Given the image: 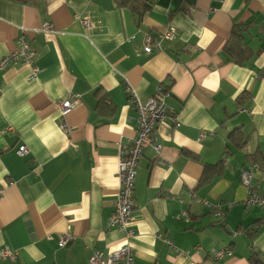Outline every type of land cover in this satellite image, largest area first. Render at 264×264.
<instances>
[{
    "label": "crops",
    "instance_id": "crops-1",
    "mask_svg": "<svg viewBox=\"0 0 264 264\" xmlns=\"http://www.w3.org/2000/svg\"><path fill=\"white\" fill-rule=\"evenodd\" d=\"M76 16L95 27L85 30ZM46 23L53 33L41 30ZM170 27L175 38L146 54L145 34ZM235 27L250 53L242 65L225 50ZM20 37L40 73L30 79L19 62L0 72V250L16 251L13 264H87L94 250L121 246L125 233L107 223L119 144L137 128L126 84L143 104L162 86L178 123H161L159 154L147 147L138 162L134 264H264V209L245 206L241 180L247 156L264 154V0H151L141 19L115 0H0V58ZM69 94L79 104L61 118L57 103ZM102 95L115 110L97 109ZM236 128L248 143L224 158ZM20 146L27 156L16 154ZM223 159L220 173L201 184L205 169ZM252 185L264 196V167ZM67 233L74 240L60 248ZM225 248L232 256L213 261Z\"/></svg>",
    "mask_w": 264,
    "mask_h": 264
},
{
    "label": "built area",
    "instance_id": "built-area-1",
    "mask_svg": "<svg viewBox=\"0 0 264 264\" xmlns=\"http://www.w3.org/2000/svg\"><path fill=\"white\" fill-rule=\"evenodd\" d=\"M76 19L81 23L85 30H92L95 27V24L87 16H76ZM41 30L45 33H53V28L49 23L44 24ZM175 36L176 30L172 27L168 28L165 33L159 34L155 38L149 34H145L143 39V51L146 54H150L153 51H160V43L165 40L171 41ZM18 62L30 68V79L36 78L40 73V69L35 65V54L33 49L24 37L18 39V49L16 51L0 58V72ZM125 93L133 110L137 114V128L133 138L119 144L116 174L118 180L117 194L113 205V211L108 218L107 223L108 228H117L118 230L123 231L125 233V238L119 248L109 253L94 250L88 258L87 264H134V250L130 242L136 236L133 215L135 207L133 191L138 162L142 157L143 150L147 147L152 148L157 154H159L160 146L156 144L155 130L161 123L169 118L175 126L178 125L175 117L173 115L171 116V111L166 104V98L169 94L162 88V86H159L155 95L144 104L141 103L134 90L128 84L125 86ZM78 104L79 95L69 94L65 100L57 103L59 116L64 118L65 115L77 107ZM239 111L242 112L246 110L239 109ZM60 128L64 132L69 131V128L64 121ZM205 136L206 134L202 132L199 138L204 139ZM16 154L19 157H25L29 154V150L26 146H20L16 150ZM256 169L257 166L250 164L249 167L241 173L242 184L247 191L244 204L247 207L264 209V196L259 195L252 185L253 173ZM1 195L2 191H0V197ZM201 204L203 207L215 211L217 216H224V209L221 206L212 205L207 201H201ZM183 216L188 219L186 213H184ZM73 240L74 237L71 234H63L59 239L58 246L64 248ZM231 256L232 253L228 248L215 250L212 253V260L218 261ZM16 258V251L9 247L6 246L0 250V261H6L13 264Z\"/></svg>",
    "mask_w": 264,
    "mask_h": 264
},
{
    "label": "trees",
    "instance_id": "trees-1",
    "mask_svg": "<svg viewBox=\"0 0 264 264\" xmlns=\"http://www.w3.org/2000/svg\"><path fill=\"white\" fill-rule=\"evenodd\" d=\"M116 6L120 8H129L139 19H141L151 7V0H115ZM242 29L235 27L231 32V38L228 41L225 50L227 54L233 59L236 64L242 65L250 58L248 49L242 43L241 37ZM248 97L245 93L238 99L241 102ZM97 109L100 112L115 110V106L112 104L108 96L102 95L97 103ZM248 143V137L242 133L241 128L232 130L228 135V145L225 149L224 158L232 154V148L240 150ZM250 164L258 167H264V154L261 152H255L250 156H247ZM225 160L223 159L217 165L208 167L205 169L200 183H208L214 175L220 173V170L224 167ZM254 259V256H252ZM256 263V261L254 260ZM257 264V263H256Z\"/></svg>",
    "mask_w": 264,
    "mask_h": 264
}]
</instances>
